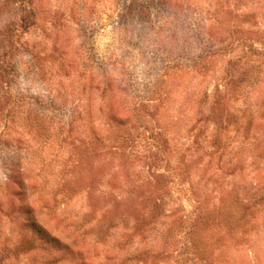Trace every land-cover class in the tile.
Masks as SVG:
<instances>
[{"label": "rangeland", "instance_id": "obj_1", "mask_svg": "<svg viewBox=\"0 0 264 264\" xmlns=\"http://www.w3.org/2000/svg\"><path fill=\"white\" fill-rule=\"evenodd\" d=\"M194 233L264 264V0H0V264H205Z\"/></svg>", "mask_w": 264, "mask_h": 264}, {"label": "trees", "instance_id": "obj_2", "mask_svg": "<svg viewBox=\"0 0 264 264\" xmlns=\"http://www.w3.org/2000/svg\"><path fill=\"white\" fill-rule=\"evenodd\" d=\"M235 205H236V208L240 211L242 218L245 217V215H243V214L249 215V213L247 211L251 210L250 205L246 204L243 201H237L235 203ZM244 206H246V207H244ZM237 216L238 217H235L233 215L232 216L231 215H229V216L224 215L223 216V220L225 222V225L227 228H229V230L236 229V227L239 226L236 223H239V218H241V217L239 215H237ZM35 225H37V224H35ZM194 232H196V231H194ZM43 234H47V233L43 232ZM191 246H195V247L197 246L198 248H200V250H198V252H197V256H195L197 259L205 260V264H211L210 263V259H211L210 255H212L213 252H209L208 254H205V250H204L205 245L202 244V240L200 239V237L196 236L195 233L191 236ZM195 257H194V259H196Z\"/></svg>", "mask_w": 264, "mask_h": 264}]
</instances>
